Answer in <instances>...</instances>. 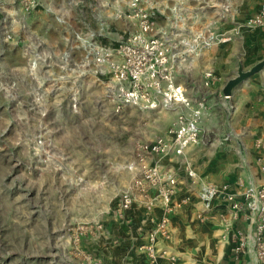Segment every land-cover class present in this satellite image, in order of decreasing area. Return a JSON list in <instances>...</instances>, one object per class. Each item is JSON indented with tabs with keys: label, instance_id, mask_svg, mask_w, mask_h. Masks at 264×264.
Wrapping results in <instances>:
<instances>
[{
	"label": "rangeland",
	"instance_id": "374dc122",
	"mask_svg": "<svg viewBox=\"0 0 264 264\" xmlns=\"http://www.w3.org/2000/svg\"><path fill=\"white\" fill-rule=\"evenodd\" d=\"M258 6L0 0V264H117V216L137 194L157 187L147 173L161 159L146 157L144 146L176 116L151 110L145 99L125 102L130 63L165 56L174 87H182L191 107L204 102V122L215 108L206 104L209 89L233 78L239 63L246 71L264 59L243 46L211 48L224 38L215 27L231 24L227 13ZM226 51L233 54L230 69L215 66ZM208 72L215 78L209 87ZM127 195L133 201L124 209Z\"/></svg>",
	"mask_w": 264,
	"mask_h": 264
},
{
	"label": "crops",
	"instance_id": "0c3cea01",
	"mask_svg": "<svg viewBox=\"0 0 264 264\" xmlns=\"http://www.w3.org/2000/svg\"><path fill=\"white\" fill-rule=\"evenodd\" d=\"M258 2L256 12L242 9L243 12L225 13L231 17V24L215 27V32H221L224 38L214 41L211 48L243 46L264 53V29L253 30L245 25L264 10V0ZM232 61L233 54L226 51L214 65L230 69ZM227 81L216 83L207 92L210 95L206 104L215 108L207 111L200 142L186 148L180 160H160L165 177H177L172 197L174 212L170 214L171 238L158 237L161 256L150 263L142 248L164 213L163 202L155 200L158 192L152 187L147 195L137 194L132 208L117 216L119 232L113 236L112 252L117 264L120 260L121 264H260L253 250L252 216L244 210L235 216L228 197L233 195L243 205L244 192L264 184V75L247 82L230 99L224 98L222 92ZM186 163L194 169L193 179L185 170ZM208 184L221 192L201 221L197 219L203 206L200 193ZM184 198H188L186 203H182ZM241 242L246 249L238 251Z\"/></svg>",
	"mask_w": 264,
	"mask_h": 264
},
{
	"label": "built area",
	"instance_id": "2783aa9c",
	"mask_svg": "<svg viewBox=\"0 0 264 264\" xmlns=\"http://www.w3.org/2000/svg\"><path fill=\"white\" fill-rule=\"evenodd\" d=\"M248 28L264 29V10L246 21ZM151 46H146V51H150ZM134 52V50H133ZM131 69L126 78L129 80L130 87L125 93V102L127 104L137 103L145 99L151 103L150 109L157 107L165 108L168 111L176 110L174 121L171 123L166 132L155 138L154 141L146 143L144 152L146 157L151 159L158 157L179 158L183 156L185 149L189 146L198 144L203 134L202 107L204 102H198L197 108L191 107V101L186 96L182 87H174L173 79L168 75L167 59L161 56L156 59L146 57L130 63ZM215 78L212 72L206 73L204 85L209 87ZM144 87V88H141ZM159 94L158 100L151 98L154 94ZM160 98V99H159ZM224 98H226L224 96ZM227 99V98H226ZM177 105L183 107L178 110ZM149 158V157H148ZM185 170L188 176L193 179L195 176L194 169L190 163H186ZM147 177L156 183L158 192L157 198L162 200L164 213L163 216L155 222V228L148 235V242L142 246L144 248L150 263L155 262L162 252L158 249V237L165 240L171 238L170 214L174 212L172 197L175 194L177 186V177H165L160 165L148 168ZM227 187L222 189L226 190ZM218 189L212 184L204 186L200 193L203 203L202 208L197 213V219L204 221L207 212L212 209L214 199L220 194ZM234 205L233 214L237 216L240 210L248 212L253 220V250L260 264L264 263V184L257 187H250L244 192V204L237 202L236 198L231 195L228 197ZM132 197L125 196L122 207L128 209L132 204ZM188 198H184L182 203H186ZM238 251L246 249L245 243L241 242L236 248ZM171 259L176 261L174 256Z\"/></svg>",
	"mask_w": 264,
	"mask_h": 264
},
{
	"label": "water",
	"instance_id": "95a60500",
	"mask_svg": "<svg viewBox=\"0 0 264 264\" xmlns=\"http://www.w3.org/2000/svg\"><path fill=\"white\" fill-rule=\"evenodd\" d=\"M263 70H264V59L259 61L254 66H252L249 70H246V71L243 69V66L240 64L238 67L237 74L226 82L222 90L224 96L227 99H230L233 96L235 89L239 85L249 80L255 74L262 72Z\"/></svg>",
	"mask_w": 264,
	"mask_h": 264
}]
</instances>
